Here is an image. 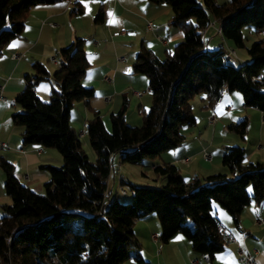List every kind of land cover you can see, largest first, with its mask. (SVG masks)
Listing matches in <instances>:
<instances>
[{
    "label": "trees",
    "instance_id": "trees-1",
    "mask_svg": "<svg viewBox=\"0 0 264 264\" xmlns=\"http://www.w3.org/2000/svg\"><path fill=\"white\" fill-rule=\"evenodd\" d=\"M58 1L62 0H0V55L9 41L21 36L32 6ZM149 1L172 7L170 21L184 30V38L164 58L144 45L137 52L132 71L147 76L152 93L139 125L127 121V99L111 113V130L100 112L92 109L86 133L97 154L95 161L84 151L70 122L74 103L95 95L93 87L81 82L90 65L84 38L76 36L58 49L59 68L53 73L35 60L34 73L25 76L26 86L14 99L21 109L12 113V122L23 126L24 144L55 148L63 162L45 166L50 178L38 192L19 180L12 163L0 160L5 191L12 199L2 204L0 214V264H122L130 258L148 264L134 223L150 213L159 218L161 242L180 233L193 250L213 260L225 247L213 202L238 224L246 205L264 201V161L244 163L245 150L237 145L226 146L222 157L233 176L217 173L188 183L177 165L155 163L156 178H168L164 184L137 185L121 175L122 185L128 184L132 191L131 200L108 198L113 157L118 155L121 163L144 164L146 157L154 160L162 151L182 144V128L196 123L191 103L196 95L205 94L214 106L225 92L239 91L244 105L264 110V76L257 78L264 71V37L246 46L242 31L246 25L257 32L264 30V0ZM82 11L75 2L71 13ZM210 13L221 22L225 39L246 47L249 60L235 65L226 60L223 45L206 47L203 34ZM103 18L101 8L94 21L100 23ZM43 80L52 84L48 100L36 92ZM248 123L245 116L228 128L244 136ZM72 219H81L83 228L75 230L66 224Z\"/></svg>",
    "mask_w": 264,
    "mask_h": 264
},
{
    "label": "crops",
    "instance_id": "crops-1",
    "mask_svg": "<svg viewBox=\"0 0 264 264\" xmlns=\"http://www.w3.org/2000/svg\"><path fill=\"white\" fill-rule=\"evenodd\" d=\"M75 2L82 5L81 13H71ZM101 8L104 18L96 23L94 19ZM172 14L168 3L149 0H62L30 8L21 36L9 41L0 55V141L8 145L0 151V160L14 165L15 175L22 183L42 192L44 183L50 178L45 166L63 162L62 154L55 148L37 143L24 144L23 126L14 124L11 119L12 113L21 109L14 99L26 86L25 76L34 73L33 62L42 61L53 73L59 68V63L52 62L51 57L58 59L59 48L69 45L76 36L83 37L90 65L81 82L93 87L95 95L88 101L74 103L70 122L76 133L80 139L86 134L84 128L92 117V109L100 112L105 127L111 130L110 115L121 108L125 99L128 101L127 121L130 125H139L143 112L151 105L152 93L147 76L133 72L132 62L142 45L164 58L183 40L184 30L172 24ZM148 22L152 23L151 27ZM218 27L219 21L210 13V24L203 34L206 47L223 45L226 50L232 48L231 44L225 43L229 39L218 33ZM237 57L243 61L250 58L247 49L244 55L237 54ZM45 81L36 86V92L42 99H48L52 89V84ZM138 92L141 94L138 95ZM191 103L196 123L182 128V144L162 151L159 157L152 160L153 169L155 163L171 162L177 165L188 183L217 173L230 176L233 174L222 162V157L225 147L231 145L244 148V163L264 161V110L244 105L239 91L225 92L214 106L209 105L203 93L196 95ZM213 115L216 120L210 123ZM245 116L249 123L244 136L228 128L229 124ZM206 154L210 158H205ZM113 164L118 167L123 165L119 157L118 160L113 157ZM116 171L114 168L110 172L112 184L115 183ZM146 172L143 174L148 176ZM5 179L6 174L0 166L1 209L2 204L12 202L5 191ZM159 179L164 184L168 178H155ZM111 193L112 185L108 188V198H111ZM213 211L225 230L255 255L256 263L264 264V201L246 205L238 224L218 203L213 202ZM160 231L161 224L156 213H150L134 223L141 254L148 264H239L237 243L225 244L213 260H208L193 250L190 242L180 233L174 234L165 243L161 242L158 238ZM122 264L140 263L130 258Z\"/></svg>",
    "mask_w": 264,
    "mask_h": 264
},
{
    "label": "rangeland",
    "instance_id": "rangeland-1",
    "mask_svg": "<svg viewBox=\"0 0 264 264\" xmlns=\"http://www.w3.org/2000/svg\"><path fill=\"white\" fill-rule=\"evenodd\" d=\"M217 2L222 4V3H225L226 0H217ZM242 31H243L244 41H245L246 46H249L254 40L264 37L263 34H260L257 31H255V29L252 26L246 25L243 27ZM225 43L231 44L232 48L235 49V51L237 52L236 54H238V56L244 55L246 52V47L236 46L230 40H227ZM236 57L237 56L232 58L231 62L233 64L239 65V63L241 61L243 62L242 59H240V58L237 59L238 57L237 58ZM45 82H48V81H45ZM48 99H43V100H48ZM209 122H210V119H209ZM254 130L256 131V129H254ZM84 131H86L85 128H84ZM81 141H82V147H83L84 151L87 153V155L89 156L90 160L95 161L97 158V154L90 145V141H89V137H88L87 133L81 138ZM114 157L116 160H118V155H115ZM151 162H152V159L149 157H146L144 159V164H133V163L127 162V163H123L122 166H119V167L115 166V169L117 170L116 171V177H115V183L112 184V178H111L112 175H110V177L108 179V185H109L108 188H110L112 185V193L110 195L111 199H113L114 197H117L121 202H127V201L131 200L132 191H131L129 185L128 184H124V185L120 184L121 175L125 179H127L130 182H133L137 185H162L161 184L162 182L160 179L155 180L156 174L152 168ZM56 165L57 166L61 165V162H60V164H59V162H57ZM145 171H147L146 173H148V176L143 174V172H145ZM230 176H233V175H230ZM123 190L125 192H123ZM248 190H249V192H252V186L251 185L248 186ZM216 203L217 202L214 201V204H216ZM2 213H3V210L0 208V214H2ZM66 224H69L75 230H79V229L83 228V224H82L81 219H72V220L67 221Z\"/></svg>",
    "mask_w": 264,
    "mask_h": 264
},
{
    "label": "built area",
    "instance_id": "built-area-1",
    "mask_svg": "<svg viewBox=\"0 0 264 264\" xmlns=\"http://www.w3.org/2000/svg\"><path fill=\"white\" fill-rule=\"evenodd\" d=\"M52 25H56V23H52ZM148 26L151 27L152 23L148 22ZM218 33L222 34V28H221V22L219 23V27L217 28ZM260 34L264 35V30H260L259 31ZM237 56L236 51L234 48H229L226 50L225 52V58L226 60L230 61L232 60L233 57ZM51 61L52 62H57L58 59L56 57H51ZM258 79H262L263 75H260L259 77H257ZM141 93L138 92V95H140ZM227 109L229 110L230 107H227ZM216 120V116L213 115L210 117V122L213 123ZM8 147L6 142H2L0 141V151L4 148ZM205 158H210L209 154L205 155ZM183 161H187V159H183ZM111 170H114L115 165L113 163H111L110 165ZM123 192H125L123 190ZM219 228L221 230V232L223 233L224 236V242L225 244L227 243H237L238 245V261L239 264H257L256 260H255V255L248 252L241 244H239L236 240V238L234 236H232L231 234H229L225 228L220 224ZM153 237H157V234H153Z\"/></svg>",
    "mask_w": 264,
    "mask_h": 264
}]
</instances>
